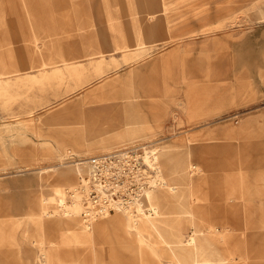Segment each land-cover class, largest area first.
Wrapping results in <instances>:
<instances>
[{
  "label": "rangeland",
  "instance_id": "374dc122",
  "mask_svg": "<svg viewBox=\"0 0 264 264\" xmlns=\"http://www.w3.org/2000/svg\"><path fill=\"white\" fill-rule=\"evenodd\" d=\"M130 117L149 135L115 129L114 118ZM154 141L165 170L164 145L192 164L182 172L192 179L175 184L162 170L171 191L189 188L179 214L187 234L194 226L187 239L222 240L206 248L216 263L264 264V0H0V264L176 263L150 216L158 237L131 251L124 235L62 242L42 209L62 214L61 184L82 190L80 159ZM30 191L54 198L35 203L45 231L26 205ZM115 215L135 228L124 212L93 228ZM60 217L89 233L79 215ZM171 245L184 264H201Z\"/></svg>",
  "mask_w": 264,
  "mask_h": 264
},
{
  "label": "built area",
  "instance_id": "2783aa9c",
  "mask_svg": "<svg viewBox=\"0 0 264 264\" xmlns=\"http://www.w3.org/2000/svg\"><path fill=\"white\" fill-rule=\"evenodd\" d=\"M155 144L156 141L131 146L78 161L87 170L80 177L87 203L85 218L93 220L114 212L154 213L146 196L162 181Z\"/></svg>",
  "mask_w": 264,
  "mask_h": 264
},
{
  "label": "crops",
  "instance_id": "0c3cea01",
  "mask_svg": "<svg viewBox=\"0 0 264 264\" xmlns=\"http://www.w3.org/2000/svg\"><path fill=\"white\" fill-rule=\"evenodd\" d=\"M118 48H130V47H117L116 49H118ZM71 50L73 51V48H71ZM126 121L129 122V125H127V127L130 129L129 131H127V129L124 130L123 125H124V123L126 124ZM113 123H114L115 129L116 128L120 129V131H119L120 133L142 134V135L148 134L149 135L150 127L147 124H144L143 122H141L140 117H130V121L127 120L126 118L124 120H122L120 118H114ZM244 125H246V122L244 123ZM162 148L163 149L161 152H165L170 156L171 163L169 164L168 170H165L163 168L162 163H160V166H161L162 170L164 169V171L166 172V175L169 177V179L171 181H173V184L179 183L181 181L182 177H184V176H186L187 179H192L190 175L182 174L184 166L192 165L189 162L187 155H183L182 153L178 152L177 150L171 149V148L167 147L166 145H164ZM103 149H107V148H103ZM182 162H184V163L181 164ZM193 168H194V166H193ZM36 179H37V177H36ZM65 185H69V184H61L57 188L60 190V188L65 186ZM188 189L189 188H187V185H184L181 188H179L178 191H171L170 189L158 190L153 196V202L159 211L165 210L168 213H172V215H178V217H180L179 216L180 207L183 206L188 201V200H186L187 195H188L187 193L189 191ZM28 195L30 196V198H29V202L28 203L26 202V205H27L29 211L31 212V214H33L35 216L34 221H35L38 229L45 231L44 221L41 219L42 217H40V215H38V210H37V207L35 206V203L37 200H42L41 201V205H42L44 199H47V197L41 196L40 194H38L35 191H30L28 193ZM32 200H33V202L30 203ZM174 202H176L177 206L175 205ZM181 203H183V204L181 205ZM42 209H43V213H44V207H42ZM172 210H174V211H172ZM192 210H193V207H192ZM192 213L194 214L196 219L198 217L203 216V214H200L201 215L200 216V215L196 214L194 211H192ZM58 217L59 216L54 217V220H55L54 223H55L56 232L57 233L60 231H61V233L63 232V234H61V241L62 242H64L65 238L68 237L67 234H70L71 238H74L77 241H80V240L86 241L88 239L91 240V239H95L96 237H98L101 240L107 239V240L114 241L115 243L119 244V243H121L120 241H122L121 240L122 235H124L127 239H133L134 238L135 245L134 244L131 245L132 246L131 251H134V248H135L134 246H137L136 243H139L141 241L142 244H145L146 242H149V241L151 242L153 240L151 238H153L154 236L158 237L155 234V232L153 231V229L151 228V226L145 221V219H142L138 223L137 226H134L135 228H130V222H129L128 218H126V220H127L126 221L124 216L115 215L112 219H106V220L100 221V222L97 221L98 223H97L96 227H94L96 230V234L92 233L93 232V230H92L93 227H92L91 229L86 230L89 233L84 232V233H81L79 235L78 233L75 234L77 232V227H78L77 222L72 223L71 227L61 228V223L59 222ZM187 219L188 218L185 215L184 219H181V217L179 218L180 222L174 223V222H176V220H175L172 222L173 224H168L167 226H165L163 229L164 237H166L168 239H171V238L177 239L178 238V239H182L183 241H186L187 237L190 235V233L194 229V226H193L190 229L189 234L186 233L187 228L186 227L183 228L182 226H183L184 222L186 224H188L189 221H187ZM189 219H191V218H189ZM182 220L184 222H182ZM124 221H126V222H124ZM197 221L199 222V219ZM191 224H193V222H191ZM198 224L200 225V223H198ZM117 227L122 229V231H120L119 234L115 235L112 231V233L109 235L110 237L105 238V235H106L105 230H107V229L111 230V229H115ZM201 228H202V226H201ZM209 229H212V228L209 227L207 230H205V229H203V230L208 231ZM69 232H71V233H69ZM206 235H208V234H206ZM209 237H211V239L216 238L222 245V242H223L222 240H219L217 237H214V236H209ZM135 239H137V240H135ZM157 240H158V242H160L159 243L160 248L162 247L161 251H164V253H167L168 255L174 256V258L176 259V263H174V260L172 259V264H184V262H182L183 260H182L181 256L171 253V250H170L168 244H167V246L161 244L163 241L159 237ZM212 241H214V240H212ZM221 245L218 244L219 247ZM120 246L122 248H125L124 244H120ZM95 248L97 249V247H95L93 245V247H90L89 250H92L95 252V251H97ZM154 248L148 247L149 251L152 254H155V253H153V252H155ZM220 248H222V246ZM126 250H130V249H126ZM45 251L46 250H43L42 253L45 254L44 253ZM51 253H55L54 255H56L57 259L61 258L60 255L62 254V252L60 251L59 246L55 245L54 241H52ZM3 255H4V252L0 251V257L1 258L3 257ZM47 255L48 254H45L46 259H47ZM180 259H181V261H180ZM211 261L213 262L214 260H211ZM3 262H6V259H3ZM58 264H60V263H58ZM61 264H66V263H61Z\"/></svg>",
  "mask_w": 264,
  "mask_h": 264
},
{
  "label": "bare ground",
  "instance_id": "6f19581e",
  "mask_svg": "<svg viewBox=\"0 0 264 264\" xmlns=\"http://www.w3.org/2000/svg\"><path fill=\"white\" fill-rule=\"evenodd\" d=\"M161 154L169 156L165 152H161ZM156 158L158 160L157 156H156ZM158 167H159V171H160V175H161L160 177H161L162 181L160 182L159 185L155 186L153 189L148 191L147 196H146L147 202L154 209V213L140 212L139 214H136V215L135 214H131V213H125V214L130 218L131 223H132L133 226H137L138 223L142 219L148 218L150 216L152 218V220H153V223H154V226H153L154 229L156 228L160 232V234L162 236H164V231H163L164 227L167 226L168 224H173L172 222L174 220L171 219V216H167V215L166 216H164V215L161 216L159 214H156V213H158L159 210H158V208L156 207V205L153 202L154 194L158 190H161V189H170V187L168 186V183L164 179L160 164L158 165ZM66 195H68L69 198H70L69 202L66 201ZM58 197H59L58 198L59 202H60L61 206L63 207L62 214L58 215L56 213V211H54L53 213H50L49 211H45V208H44V213H45L46 218H54V217H57V216L70 217V216H74V215H79L82 218L85 226H87V229H91L93 227V223L96 222V221H94V219L93 220L92 219H87L84 216L83 217L81 216V213L86 211L85 210V203L86 202H85V194H84V192L82 190H80V187L78 186V183L69 184V185H65V186L61 187L60 190H59ZM187 198H186V200H187ZM48 199L52 200L54 198H52V199L51 198L44 199L43 203H46ZM182 204L183 203H181V205ZM38 207H40V205ZM180 211H183V212H186V213L189 212V210L187 209V202L183 206L180 207ZM173 218H175V217H173ZM111 219H112V217H111ZM62 222L65 223V221H62ZM62 222H60L61 223V227L62 228H68V227L72 226V223H74V220L72 222H67V224H64ZM116 229H117L118 232L122 231L121 228L117 227ZM108 233H109V231H108ZM109 235H110V233H109ZM164 238L167 239L173 245V247H175L177 250H181L182 251L181 254H182V256H184V258L185 257L186 258L190 257L196 263H197V261L200 260L201 264H225V260H221V261H219V263L211 261V258L209 257L210 255L206 251V248L208 246H210V245H216L217 249H219L220 247L218 246V244L216 243L214 238L211 239V237H209L205 233H203L201 236H198L197 238L186 239V241H183L182 239H178V238L177 239L176 238L168 239L166 237H164ZM212 240H214V241H212ZM171 244H169V245H171ZM221 249L216 251V253H218L220 255V253L222 252ZM42 255H43L42 256V260L45 261V259H46L45 254H42ZM49 257H51V256H49Z\"/></svg>",
  "mask_w": 264,
  "mask_h": 264
}]
</instances>
